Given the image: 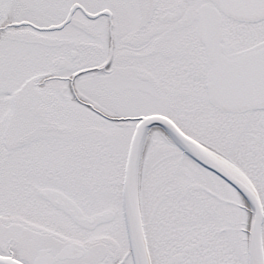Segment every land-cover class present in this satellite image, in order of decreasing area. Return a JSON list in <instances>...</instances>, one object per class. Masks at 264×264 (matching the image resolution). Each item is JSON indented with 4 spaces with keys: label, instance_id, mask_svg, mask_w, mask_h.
Listing matches in <instances>:
<instances>
[{
    "label": "snow or ice",
    "instance_id": "snow-or-ice-1",
    "mask_svg": "<svg viewBox=\"0 0 264 264\" xmlns=\"http://www.w3.org/2000/svg\"><path fill=\"white\" fill-rule=\"evenodd\" d=\"M0 264H264V0H0Z\"/></svg>",
    "mask_w": 264,
    "mask_h": 264
}]
</instances>
